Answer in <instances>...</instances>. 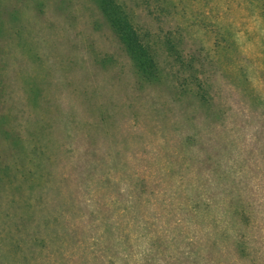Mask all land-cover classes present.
<instances>
[{"label": "rangeland", "instance_id": "rangeland-1", "mask_svg": "<svg viewBox=\"0 0 264 264\" xmlns=\"http://www.w3.org/2000/svg\"><path fill=\"white\" fill-rule=\"evenodd\" d=\"M0 0V264H264V0Z\"/></svg>", "mask_w": 264, "mask_h": 264}, {"label": "trees", "instance_id": "trees-1", "mask_svg": "<svg viewBox=\"0 0 264 264\" xmlns=\"http://www.w3.org/2000/svg\"><path fill=\"white\" fill-rule=\"evenodd\" d=\"M96 1L132 60L140 79L145 82L157 81L159 68L152 47L140 29L133 24L124 6L116 0Z\"/></svg>", "mask_w": 264, "mask_h": 264}]
</instances>
